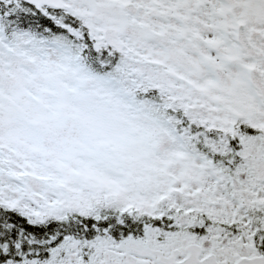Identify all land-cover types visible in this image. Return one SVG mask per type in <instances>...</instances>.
<instances>
[{"label": "snow or ice", "instance_id": "6c2138e0", "mask_svg": "<svg viewBox=\"0 0 264 264\" xmlns=\"http://www.w3.org/2000/svg\"><path fill=\"white\" fill-rule=\"evenodd\" d=\"M0 264H264V0H0Z\"/></svg>", "mask_w": 264, "mask_h": 264}]
</instances>
